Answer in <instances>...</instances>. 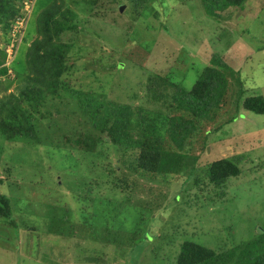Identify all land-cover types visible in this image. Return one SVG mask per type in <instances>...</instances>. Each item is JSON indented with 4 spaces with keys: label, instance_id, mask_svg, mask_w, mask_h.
Instances as JSON below:
<instances>
[{
    "label": "rangeland",
    "instance_id": "rangeland-1",
    "mask_svg": "<svg viewBox=\"0 0 264 264\" xmlns=\"http://www.w3.org/2000/svg\"><path fill=\"white\" fill-rule=\"evenodd\" d=\"M50 2L35 0L33 10L28 5L23 9L29 15L26 31L32 36L30 41L37 35V16ZM148 2L151 12L139 16L133 11L131 15L128 0H66V6L81 17L80 30L84 28L71 52V86L88 91L105 84L106 98L155 107L144 96L149 75L164 76L178 68L184 75L176 74L175 81L191 87L210 55L222 51L232 73L239 71L243 86L264 95V0H247L216 20L208 18L201 0ZM72 38L65 41L73 42ZM4 41L0 30V48L6 50L9 45ZM25 48L21 45L19 49V61L24 60ZM12 52L6 50L4 66L14 62L17 49ZM10 72L2 78L0 100L17 91V74L12 68ZM42 127L51 141L56 132L47 130L48 121ZM51 143L59 146L56 140ZM80 153L70 156L73 169L72 164L63 166L62 158L45 143L27 145L0 138V192L12 199L19 222L18 229L0 225V264H174L185 241L219 251L251 238L255 228H264V114L241 109L235 120L210 134L205 151L195 145L193 155L200 158L194 173L188 170L185 177H164L160 183L152 176L136 175L133 188H117L107 195L98 190L109 189L107 181L112 178L106 180L101 164L93 169L88 164L91 161L84 160V171L78 168L83 162ZM235 155L242 159L245 172L229 179L226 196L218 194L220 190L208 183L203 166ZM103 164L121 177L120 164ZM124 172L130 174L127 169ZM87 205L101 225L94 237L79 232L78 211ZM57 212L64 214L59 223L71 227L70 236L49 229V217ZM142 233L149 239L132 246L130 239Z\"/></svg>",
    "mask_w": 264,
    "mask_h": 264
},
{
    "label": "trees",
    "instance_id": "trees-1",
    "mask_svg": "<svg viewBox=\"0 0 264 264\" xmlns=\"http://www.w3.org/2000/svg\"><path fill=\"white\" fill-rule=\"evenodd\" d=\"M128 1L131 15L134 12L144 16L151 12L149 0ZM245 1L201 0L206 15L214 20L220 19L222 13L230 8L243 6ZM32 2L34 0H0V30L5 45L12 44L17 49L14 62L8 67L4 66L7 49L0 48V67L3 66L0 68V90L4 86L2 78L11 75V68L19 82L16 93L0 100V138L27 145L45 143L62 158L63 166L72 164L70 156L81 152L82 168H78L84 171V160L91 161L88 164H93V169L101 164L105 179L112 178L107 181H110V188H99L100 194L107 195V191L117 188H133V176L136 175L140 178L152 176L155 182L160 183L164 177H185L188 170L190 174L194 173L200 158L193 155L195 145L205 151L210 134L235 120L241 109L264 114V95L250 92L243 86L239 71L236 75L232 73L226 61L227 55L222 51L220 54L213 51L191 87L175 81L173 77L176 74L184 75L178 68L164 76L149 75L144 96L155 107L106 98L105 84L98 85V89L90 87L88 91L76 89L68 77L73 69L70 59L77 35L84 33V28L81 31L78 26L81 17L66 6V0H51L37 16V35L30 41L32 36L29 37L27 31L13 34V30L14 20L25 18L23 9L27 8L26 5L33 10ZM153 13L158 15L156 11ZM165 29L168 30L166 25ZM66 38H72L73 42L65 41ZM21 45L26 46L23 66L18 60ZM181 65L186 66V62ZM43 120L49 123L48 131L52 128L56 132L51 141L56 140V145L62 147L53 146L49 137H45ZM105 161L120 164L121 177L114 175L118 173L116 169L110 171L105 167ZM241 161L237 155L222 156L203 166L208 183L220 190L218 194L226 196L229 179L245 172ZM2 165L0 160V172L3 171ZM72 168L75 169L73 164ZM125 169L130 174L123 175ZM199 181H196L197 186ZM79 186L82 192L83 184ZM92 192L93 188L88 191L89 194ZM76 196L79 201L86 202V198ZM178 197L176 194L175 199ZM24 207L21 206L20 210ZM81 207L78 211L79 232L94 237L100 232L101 225L92 218L88 205ZM63 216L62 212L51 214L48 227L53 234L70 236L68 229L71 227L59 223ZM2 223L19 228L12 199L0 192V225ZM71 226L74 227V223ZM145 239L148 240L149 235H134L130 239L131 245L137 246ZM160 240L159 247L163 243V239ZM174 264H264V228H255L251 238L219 251L195 241H185Z\"/></svg>",
    "mask_w": 264,
    "mask_h": 264
},
{
    "label": "built area",
    "instance_id": "built-area-1",
    "mask_svg": "<svg viewBox=\"0 0 264 264\" xmlns=\"http://www.w3.org/2000/svg\"><path fill=\"white\" fill-rule=\"evenodd\" d=\"M25 24H26V17L23 18V17H18L16 19V22L14 24V30H13V33L15 34L16 32H20L21 34H23V30H24V27H25ZM12 46L9 45L8 46V49H7V52L12 55L13 52H12Z\"/></svg>",
    "mask_w": 264,
    "mask_h": 264
},
{
    "label": "clouds",
    "instance_id": "clouds-1",
    "mask_svg": "<svg viewBox=\"0 0 264 264\" xmlns=\"http://www.w3.org/2000/svg\"><path fill=\"white\" fill-rule=\"evenodd\" d=\"M35 1V0H34ZM34 4V2H32V5ZM28 7H29V5H28ZM28 9V8H27ZM29 9H30V7H29ZM28 11V10H27ZM32 12V11H31ZM25 17H26V24H25V27H24V30H23V34L25 33V31L27 30V25H28V19H29V15H27V14H25ZM18 18V17H17ZM16 18V19H17ZM15 22H16V20H14ZM14 34V33H13Z\"/></svg>",
    "mask_w": 264,
    "mask_h": 264
}]
</instances>
